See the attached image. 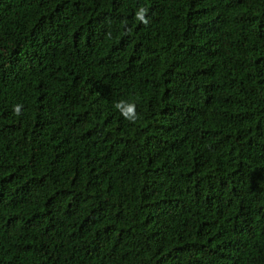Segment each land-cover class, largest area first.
I'll list each match as a JSON object with an SVG mask.
<instances>
[{
    "label": "trees",
    "instance_id": "trees-1",
    "mask_svg": "<svg viewBox=\"0 0 264 264\" xmlns=\"http://www.w3.org/2000/svg\"><path fill=\"white\" fill-rule=\"evenodd\" d=\"M0 264H264V0H0Z\"/></svg>",
    "mask_w": 264,
    "mask_h": 264
},
{
    "label": "clouds",
    "instance_id": "clouds-1",
    "mask_svg": "<svg viewBox=\"0 0 264 264\" xmlns=\"http://www.w3.org/2000/svg\"><path fill=\"white\" fill-rule=\"evenodd\" d=\"M144 11H146V10H141V14H140V19H142L143 20V12ZM123 102H118L116 105H115V107L117 108V109H120L121 108V104H122ZM21 105H15L14 106V108H13V111H14V113L16 114V115H20L21 114ZM134 112H135V106L134 105H132V104H129L128 106H127V108H126V111H122V115H124L125 116V118H129V119H132L133 120V122H134V116H133V114H134Z\"/></svg>",
    "mask_w": 264,
    "mask_h": 264
}]
</instances>
